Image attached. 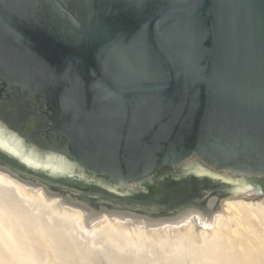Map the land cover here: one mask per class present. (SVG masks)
I'll list each match as a JSON object with an SVG mask.
<instances>
[{
  "label": "water",
  "instance_id": "obj_1",
  "mask_svg": "<svg viewBox=\"0 0 264 264\" xmlns=\"http://www.w3.org/2000/svg\"><path fill=\"white\" fill-rule=\"evenodd\" d=\"M10 87L35 97L47 121L28 136L0 124L74 166L54 174L0 148L30 172L111 193L155 188L169 166L178 179L251 184V197L264 195V0H0V95ZM194 156L259 183L182 173Z\"/></svg>",
  "mask_w": 264,
  "mask_h": 264
},
{
  "label": "bare ground",
  "instance_id": "obj_2",
  "mask_svg": "<svg viewBox=\"0 0 264 264\" xmlns=\"http://www.w3.org/2000/svg\"><path fill=\"white\" fill-rule=\"evenodd\" d=\"M0 148L17 156L28 166L46 169L50 173H65L74 170L73 164L63 158L54 155L42 156L32 148L28 149L21 138L9 133L1 124ZM194 170L196 173H213L215 176L221 177V174L211 172L202 166L195 167ZM226 179L239 180L227 176ZM252 187L251 184L236 185L229 192L233 196L220 199L218 196L209 197L204 210L193 204L188 208L185 207L175 216L156 219L129 211L123 212L109 210L106 207L89 206L71 194L53 190L49 184L35 178L23 176L20 172L0 163V227H3V230L0 229V239L5 245L9 244L8 240H11L14 245V264L29 261L26 248L23 249L22 247V245L24 246L22 233L15 228L16 225H23V220L28 221L29 219H45L46 225L42 227L44 238L50 235V232L53 234L52 236L58 237L60 236L59 233H64L67 228H74L84 238L89 239L92 244H95L94 241L97 237L105 235L109 241L118 243L123 249L129 248V246L130 248L137 246L140 249L144 246L145 241H150L160 247H167L170 251L182 255V257L183 254L197 256L196 253L199 252L204 255H207V252H213L212 255H214L217 251H220L219 249H221L224 240H227L226 242L230 244L229 246L227 243L231 249H235L232 248L234 246L231 244L234 243L236 235L237 237L240 235V229L245 219L241 220L242 217L248 216L253 217V219L264 220V196L253 199V196L251 197ZM81 239L77 240L82 241ZM244 240L241 239L239 243L243 248ZM236 248L238 250V247ZM231 249L229 250L231 251ZM244 252L247 254L246 257L250 256V249L249 252L244 249ZM136 254L138 255V253ZM217 255L216 258L220 254ZM9 258L12 260L13 257L9 256ZM244 260L246 261V259ZM0 264H2L1 260ZM3 264H7V262L3 261Z\"/></svg>",
  "mask_w": 264,
  "mask_h": 264
},
{
  "label": "rangeland",
  "instance_id": "obj_3",
  "mask_svg": "<svg viewBox=\"0 0 264 264\" xmlns=\"http://www.w3.org/2000/svg\"><path fill=\"white\" fill-rule=\"evenodd\" d=\"M0 163L15 171L20 172V174H22L23 176L35 178L43 183L45 182V184H49V186H51L53 190L71 194L74 197L79 198L81 201H84L89 206L96 208H99L98 206H105L109 210L123 212L129 211L136 212L138 214H141L140 212L145 211L146 213H162V215L163 213H165L166 215L163 216H172L176 214L180 209L184 207L188 208V206H192L193 204L199 206V208H203L202 210H204V206L201 205V203L204 198L208 194H210V192L217 190L219 191V193H222L223 190L231 191L233 189V187H230L229 185H224L222 180L213 179L212 177L207 176L190 180H185V178L181 176L178 179L176 175H174V171L169 166H165L158 172L157 175L158 180H162L163 182L158 183L155 188L146 184H132L125 189H117L116 187H111L109 185L110 189L113 190V192L111 191V193H107L104 190H99L98 188L94 191H89L87 188L81 190L76 187H69L68 185L51 180L46 176L30 172L11 162L1 154ZM187 166H193L194 168L199 166H202L206 169L209 168L197 156H194L186 161L181 166L180 171L182 172V168ZM204 174L207 173H203V175ZM219 174H221V177L223 179L225 177L224 180H227V176L229 178L239 179L241 180V183H244L245 181H248L252 184H254V182L256 184L259 183L253 181L254 178L251 176L234 174L228 171H222L221 173L219 172ZM197 175L202 174L197 173ZM211 176L214 177L215 174H212ZM218 178H220V176H218ZM96 181L107 183V179L103 176L97 177ZM230 196L233 195L226 193L223 197ZM262 196L264 195L255 196L253 197V199H258ZM246 199L248 200L249 198ZM250 199L252 198L250 197ZM250 218L251 217L248 216H244L241 218V220L244 219V227L242 226V228L240 229V235H238V237L236 235L234 243L231 244L234 246L231 247L235 249H231L229 247L230 244L226 242L227 240H224L220 247L221 249H219L221 253L220 251H217L215 253L217 255V253L219 252L218 255H221H219V257L217 258L215 254L212 255L213 252H207V255H204L199 251V253H196L197 256H194V254L192 256L183 254L182 257V255L180 256L170 251L169 248L162 246L160 247L158 244H153L150 241H145L144 246H142L140 249H138L137 246H132V249L130 248V246L129 248L127 247L123 249L118 243H112L111 241H109L105 235H100L99 238L97 237L94 241L95 244H92L89 239L84 238L74 228H67V230L64 229L65 232L59 233L60 236L58 237L52 236L53 234L50 232V235L44 238V235L42 234V227L46 225V223L44 222L45 219H29L28 221L23 220L24 224L21 226L16 225L15 228L17 231L22 233L21 235L23 237H21L23 238L22 240H24L22 241L24 243V246L22 245V247L23 249L26 248V255H28L27 258L29 257V261L27 263L23 262L21 264H244V262L245 264H255V261L257 262L256 264H264V220H260L259 218H254V220L253 217L251 218L253 220H251ZM0 229L3 230V227H0ZM74 231L77 233H75ZM77 234L79 237L77 236ZM79 238H82V241L77 240ZM241 239H245L244 248L241 244H239L241 242ZM251 240L254 242L253 244ZM8 241L9 244L5 245L0 239V260L2 264L3 261H6L7 264H14V245L12 244L11 240ZM146 243L147 245H145ZM227 243L229 244V246ZM118 246L120 249L118 248ZM226 246H228V249L226 248ZM236 247H238V250ZM128 249L130 250L128 251ZM229 249H231V251ZM244 249L248 252L250 249L249 254L252 257L251 259L249 258L250 256L246 257L247 254L246 252H244ZM253 249H255L257 252L255 250L253 251ZM136 250L142 252H136ZM228 251L232 253H229ZM136 253H138V255ZM9 256L13 257L12 260L9 258ZM241 258L246 259V261L244 259L242 260Z\"/></svg>",
  "mask_w": 264,
  "mask_h": 264
},
{
  "label": "flooded vegetation",
  "instance_id": "obj_4",
  "mask_svg": "<svg viewBox=\"0 0 264 264\" xmlns=\"http://www.w3.org/2000/svg\"><path fill=\"white\" fill-rule=\"evenodd\" d=\"M16 94L10 87L0 95V117L8 124L14 123L19 128L21 135H34L38 132L37 124L47 121V117L40 112L42 108L35 97L17 98ZM60 139L59 144L63 146L66 143V138L61 137ZM260 182L264 185V178Z\"/></svg>",
  "mask_w": 264,
  "mask_h": 264
}]
</instances>
